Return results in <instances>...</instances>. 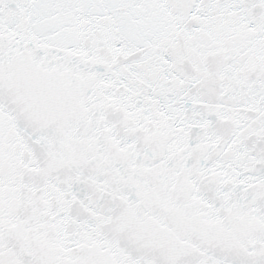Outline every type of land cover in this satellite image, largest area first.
I'll return each instance as SVG.
<instances>
[{
  "label": "snow or ice",
  "instance_id": "snow-or-ice-1",
  "mask_svg": "<svg viewBox=\"0 0 264 264\" xmlns=\"http://www.w3.org/2000/svg\"><path fill=\"white\" fill-rule=\"evenodd\" d=\"M0 264H264V0H0Z\"/></svg>",
  "mask_w": 264,
  "mask_h": 264
}]
</instances>
